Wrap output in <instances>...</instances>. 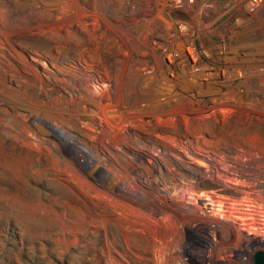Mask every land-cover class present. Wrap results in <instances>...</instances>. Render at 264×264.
Instances as JSON below:
<instances>
[{"label": "rangeland", "instance_id": "rangeland-1", "mask_svg": "<svg viewBox=\"0 0 264 264\" xmlns=\"http://www.w3.org/2000/svg\"><path fill=\"white\" fill-rule=\"evenodd\" d=\"M245 2L0 0V264H110V247L128 264H159L154 254L140 260L116 227L63 230L75 220L74 200L86 202L56 178L53 158L20 140L53 126L65 131L55 139L56 161L75 155L88 173H107L123 201L137 189L135 206L146 213L166 204L150 189L160 183L186 206L205 193L251 217H234L244 224L223 237L189 210L171 209L169 220L153 214L171 225L168 241L179 238L169 250L180 252L182 264H202L214 245L217 257L253 264L264 242V153L252 156L245 142L254 136L264 146V6L250 13ZM186 46L199 56L197 70L170 59ZM65 74L72 76L63 85ZM100 133L112 155L100 150ZM123 144L147 155L138 162ZM242 169L259 171L260 180L254 185Z\"/></svg>", "mask_w": 264, "mask_h": 264}, {"label": "bare ground", "instance_id": "bare-ground-1", "mask_svg": "<svg viewBox=\"0 0 264 264\" xmlns=\"http://www.w3.org/2000/svg\"><path fill=\"white\" fill-rule=\"evenodd\" d=\"M185 48L186 51L185 50L176 51L171 53L170 55L171 61L174 62V60L178 58L182 62L185 61L192 62L193 68L197 70L199 67H197L196 64L199 61V56L197 55V53L193 48H189V47L188 48L185 47ZM33 61L40 64V66H42L43 70L45 71L44 72L45 75L51 73L50 68L39 63L40 60L36 59ZM93 73L96 74L98 78L100 77L99 79H105L104 77H106L107 75V73L105 72L104 73L101 72V74H99L100 70L98 68L93 69ZM33 74L36 76L37 80L38 79L42 80L43 76L39 75V73L34 71ZM207 75H206L207 80L216 78L214 74L208 76ZM71 76H72L71 74L62 75L58 81L63 85L67 84ZM36 79L33 80L36 81ZM86 86H88V83H86ZM64 132L65 131L62 128L59 129L53 126V128L50 129V131L46 136L39 135L35 140L30 138L29 135L27 136L24 133H22V136L20 137V140L22 141L23 145L30 149L33 148L32 150L35 149L38 155L40 156L45 155L48 158H53L55 164L57 165L56 167H58V169L54 171L56 172V178L59 181H61L63 184L70 187L74 194H76L80 199H83L86 202L85 205H83L78 203L77 200H74V203L71 204L70 207L73 210V216L75 220L74 221L71 220V222L64 224L63 225L64 231L84 232L86 231V228L82 227L84 223H87L88 225H92L94 227L98 226L101 229H103L105 233L109 228L116 227L121 232L122 234L121 237H123L126 246L133 253H136V251L139 252L138 255L140 260L142 259L148 262V260H151L153 258V257L150 258V255L154 254V256L158 259L157 262L159 264H182L181 263L182 255L180 254V252L176 250L175 251L169 250V247H173L174 249L177 246H179V238L174 237L173 239L172 237L173 241L171 242L168 241L167 237H169L168 232L169 229L171 228V225L166 224L167 226H170V228L166 227V225L163 222L164 219L157 218L156 216L159 217V215L154 216L153 214L160 213V215L162 214L164 216L163 218H166L165 220H169V217H171L170 216L171 213L169 214V211H171V209H176L180 211L189 210V212L191 211L195 216L200 218V220H204L206 222H212L211 226L213 227L214 231H216L218 235H220L221 233L223 237H229L231 235V233L234 231V225L236 223L244 224V223H238L234 217H237L242 221L251 218L245 215H238L234 211L231 210L228 211L222 208L223 202L221 200H215L214 198H212V196H209L205 193L194 194L196 200L195 207L191 205L186 206V204L183 201H178L177 200L178 198L170 200L169 197L163 192V188L160 183L153 184V186L150 189L153 194L158 195V198L161 197L162 199H164L166 204L164 206L159 204L151 206L148 209L149 212L146 213L147 209L144 212V209L141 210L139 207L135 206V203H138L135 192L137 189L130 191L129 195H131V200L128 199L129 201L127 202L123 201L122 195L118 193L116 194L110 187L111 184L108 185L106 181L107 173L101 175L97 174V176L88 173L84 163L80 160V158H76L75 155L69 157L68 159H62V160L58 159L56 161L57 153L60 151L61 146L59 147V144L58 145L56 144L57 142L55 139L59 136V134ZM104 137L105 136H103L101 133L99 134L98 142L101 145L100 150H102V152H106V154L112 155V152L110 150L111 149L110 143ZM121 141L123 140L120 139L119 142ZM256 141H259L258 138L252 136L249 139H247V141L245 142L246 143L245 151L249 152L252 156H256V153L259 154L264 153V146L263 145L256 146L255 145ZM82 146L85 145L82 144ZM122 147L127 151H129L132 155H134L135 157L134 159H136V161L138 162H142L145 156L147 155V153H140L130 149V147L126 144H123ZM154 148L155 146L151 145V149ZM77 153L74 152V154ZM81 154L84 153H82L81 151ZM129 165L132 171L137 169V162L130 160ZM83 168H85L84 171ZM47 169L50 170V168L48 167ZM258 172L259 171L252 169L241 171L242 174L243 173L247 174L249 179H251V183H253L254 185L260 180L259 177L257 176ZM60 173H65L66 177L59 178L58 175ZM232 209H238V208L232 207ZM173 221L174 219L172 220V222ZM105 239H106V244H108V246L110 247L111 244L107 234H105ZM247 239H252V238L248 236ZM109 252L110 254L108 255V257L110 260V264H128V259L125 254H121L120 256L115 255L113 254L114 252L112 251L111 247L109 248ZM201 260L203 262L202 264H240V262L237 261L232 262L228 260L226 257H222V256L217 257L216 245L213 246V253L210 255V257L207 258L202 256Z\"/></svg>", "mask_w": 264, "mask_h": 264}, {"label": "built area", "instance_id": "built-area-1", "mask_svg": "<svg viewBox=\"0 0 264 264\" xmlns=\"http://www.w3.org/2000/svg\"><path fill=\"white\" fill-rule=\"evenodd\" d=\"M263 6H264V0H246L245 2L246 10L250 13L257 12ZM259 54H260L259 59H264V48L259 50Z\"/></svg>", "mask_w": 264, "mask_h": 264}, {"label": "water", "instance_id": "water-1", "mask_svg": "<svg viewBox=\"0 0 264 264\" xmlns=\"http://www.w3.org/2000/svg\"><path fill=\"white\" fill-rule=\"evenodd\" d=\"M260 243L263 246V249L257 250L253 254V258H252V263L253 264H264V242L263 241H260Z\"/></svg>", "mask_w": 264, "mask_h": 264}]
</instances>
